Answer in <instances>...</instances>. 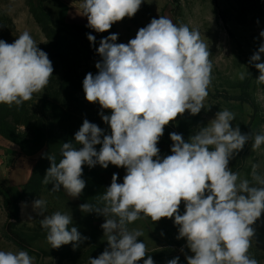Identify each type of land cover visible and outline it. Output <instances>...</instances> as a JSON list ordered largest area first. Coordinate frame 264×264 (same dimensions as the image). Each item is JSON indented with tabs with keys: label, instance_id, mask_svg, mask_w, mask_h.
Segmentation results:
<instances>
[{
	"label": "clouds",
	"instance_id": "1",
	"mask_svg": "<svg viewBox=\"0 0 264 264\" xmlns=\"http://www.w3.org/2000/svg\"><path fill=\"white\" fill-rule=\"evenodd\" d=\"M143 2L83 0L77 14L87 18L88 28L104 33L116 22L134 17ZM259 35L264 38V31ZM87 39L96 42L91 34ZM117 39L118 34H111L100 40L98 72H89L83 79L85 99L100 105L110 134L84 119L74 142L62 144L59 162L54 155L47 156L50 167L42 180L53 185L50 191L63 189L75 199L86 187L84 165L107 169L111 164L126 170L122 183L113 173L99 199L102 207L79 205L82 213L105 218L101 228L107 247L98 257H90L89 264H139L141 260L155 264L146 244L138 239L143 233L128 228L142 217L152 222L174 220L176 238L185 239L192 253L186 256L187 264H258L249 249L256 235L254 225L264 213V176L253 165L252 182L240 179L230 162L250 139L252 150H259L264 132L254 137L242 133L238 125L232 126L235 114L220 110L187 141L182 134L170 133L171 154L162 158L158 142L165 126L185 112L195 116L205 110L213 79L209 45L198 29L167 16L153 18L126 44L116 43ZM261 54L264 42L249 60L259 72L258 84H264ZM53 72L48 54L28 31L13 43L0 39V104L19 107L31 100L48 86ZM246 75L251 73L241 72L239 79ZM103 110H110V115ZM97 145H101L98 151ZM32 207L42 217L40 226L51 248L72 244L75 250L88 239L73 225L72 215L46 214V200L36 199ZM178 262L176 257L167 264ZM0 264H35V259L27 250H0Z\"/></svg>",
	"mask_w": 264,
	"mask_h": 264
},
{
	"label": "rangeland",
	"instance_id": "2",
	"mask_svg": "<svg viewBox=\"0 0 264 264\" xmlns=\"http://www.w3.org/2000/svg\"><path fill=\"white\" fill-rule=\"evenodd\" d=\"M43 3L44 0H0V39L13 43L22 32L28 31L38 47L48 54L54 68L50 83L42 93H35L19 107L0 104V142L3 145L0 146V184L4 186L0 187V250H24L6 234V206H9L14 231L27 239L29 247L37 252L30 253L25 249L34 257L35 264H89L90 257H98L107 247L101 228L105 218L96 213H82L79 205L87 202L102 207L99 199L110 186L113 173L118 174V182L122 183L126 170L111 164L107 169L84 165L82 178L86 187L75 199L63 189L53 192L50 191L52 184L42 183L50 167L47 156L54 155L59 162L62 144L74 142L75 133L84 119L110 134L109 126L101 118L100 107L86 101L81 89L87 65L86 51L80 46L81 37L69 26L51 19ZM159 16L198 29L209 45L213 63V79L204 102L205 110L195 116L185 112L165 126L164 135L158 142L160 156L171 154L170 133L182 134L187 141L199 127L206 126L218 111L224 109L235 114L232 126L238 125L242 133L254 137L264 132V84L257 83L259 72L249 64L250 57L264 42L259 35L264 31V0H144L134 17L122 20L126 38L124 41L118 38L116 43L126 44L135 38L140 28ZM110 29L113 31L112 27ZM97 34L101 36L105 32ZM260 62H264V54H261ZM241 72L251 75L240 80ZM37 125L43 126V140L33 134ZM252 143L250 139L230 162L232 171L238 172L240 179L250 182L253 165H257V173L264 176V145L253 151ZM100 147L96 146L97 151ZM39 198L47 201L46 214L60 211L72 215L73 225L88 239L75 250L72 244L51 248L46 231L40 226L42 217L32 207ZM180 212H184L183 203ZM254 227L256 235L249 255L258 264H264V213ZM128 228L143 233L138 239L146 244L147 255L155 264H167L176 257H179L178 264H187L186 256L192 255L186 240L176 238L178 228L173 219L152 222L150 218L142 217ZM139 264H143V260Z\"/></svg>",
	"mask_w": 264,
	"mask_h": 264
},
{
	"label": "crops",
	"instance_id": "3",
	"mask_svg": "<svg viewBox=\"0 0 264 264\" xmlns=\"http://www.w3.org/2000/svg\"><path fill=\"white\" fill-rule=\"evenodd\" d=\"M82 2L83 1L81 0H44L43 7L45 12L51 19L67 25L75 30V32H77V34H79V36L81 37L82 43L89 46L92 53L101 59V57L96 52V48L99 47V42L101 40L100 37L98 36L97 32L86 26L87 18L77 14L81 11L79 6ZM112 29L115 34H118V38L121 39V41L126 38V28H124L122 21L113 24ZM88 34L96 37V42L94 45L87 39ZM95 64V61H87L84 77L89 72H91L93 75L97 74L98 69H96ZM83 79L81 82L82 90ZM98 107H100L99 104ZM103 112L105 115H110V110H103ZM0 146H3L1 142Z\"/></svg>",
	"mask_w": 264,
	"mask_h": 264
},
{
	"label": "trees",
	"instance_id": "4",
	"mask_svg": "<svg viewBox=\"0 0 264 264\" xmlns=\"http://www.w3.org/2000/svg\"><path fill=\"white\" fill-rule=\"evenodd\" d=\"M56 23L58 24H61V25H64L62 23H59L57 21H55ZM111 34H114L113 31L111 29H109L108 31L105 32V34H101L100 39H103V38H106L107 36L111 35ZM80 46L86 51V54H87V58L86 60L87 61H95V62H98L100 61L101 59L98 58L97 56H95L91 49L89 48V46L83 44V43H80ZM24 123V122H22ZM24 125V124H23ZM27 127H28V124H26ZM38 128H37V131H34V136L36 138H39V140H43V137L45 135V133L43 134L42 132V129H43V126L42 125H37ZM0 187H4L2 184H0ZM6 211L8 213V216H7V223L5 225V231H6V234L8 235L9 239L20 249H27L30 251V253H37L36 251L32 250L30 247H29V244H28V240L25 239L22 235H20L19 233H16L13 229V223L11 222V220L13 219L12 217V213L9 212V206H6Z\"/></svg>",
	"mask_w": 264,
	"mask_h": 264
}]
</instances>
